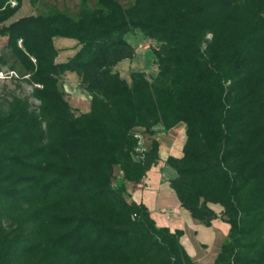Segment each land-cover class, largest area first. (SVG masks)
I'll use <instances>...</instances> for the list:
<instances>
[{"label":"trees","instance_id":"obj_1","mask_svg":"<svg viewBox=\"0 0 264 264\" xmlns=\"http://www.w3.org/2000/svg\"><path fill=\"white\" fill-rule=\"evenodd\" d=\"M91 2L7 25L23 0H0V72L33 88L0 105V264H198L184 230L127 197L161 163L159 142L141 149V137L181 123L183 155L167 159L179 205L229 223L214 264H264V0ZM135 32L154 43L151 80L116 70ZM57 38L79 47L66 62ZM66 74L88 112L65 99Z\"/></svg>","mask_w":264,"mask_h":264},{"label":"rangeland","instance_id":"obj_2","mask_svg":"<svg viewBox=\"0 0 264 264\" xmlns=\"http://www.w3.org/2000/svg\"><path fill=\"white\" fill-rule=\"evenodd\" d=\"M82 1L83 0H23L22 6L19 7L13 17L5 24H11L12 22L18 21L19 19L27 16L46 14L54 9L67 11L73 16H77L80 12ZM118 1L121 2V4H123L124 6H129L135 0ZM12 2L15 1L10 2L12 7L17 6V2L14 6L12 5ZM89 4L92 6L91 0H89ZM129 40L136 46L137 53L132 60H126L121 62L117 66L116 70L119 71L121 76L128 82H131L132 72H145L147 74L148 79L151 80L157 73V65L155 62L154 54L152 52L154 48V43L144 38L140 32L130 34ZM7 43L8 37L0 35V55L4 53ZM19 44L21 45V43ZM55 45L59 49V56L57 58V61L60 63L66 62L70 57L73 56V54H75V52H77L79 48L76 41L65 38L55 39ZM1 72H3V74H0V105L6 104V100H11L12 96L28 97L31 95L33 88L30 85L25 83L23 80H20L16 76L10 75L11 73L6 67L3 68ZM60 88L65 94V99L75 110L76 114L85 113L89 110L91 96L80 86V80L77 78L76 75L66 74L65 76H63L60 80ZM31 102H33L35 105L39 104L33 99L31 100ZM158 128H160L158 132H160V134H162L165 139L170 138V135L168 133H163L164 131L162 127ZM186 129V125L184 123H181L169 132L170 134L174 133V135L180 137L182 135V137L184 136L185 139ZM150 138L151 139H149V141L144 138L141 139V149H143V147L145 148L146 144L149 145L150 141L153 140L151 136ZM180 154L183 155V146L181 147ZM152 170L149 173H151ZM159 170L162 176L159 175V180H157V182H161V185L164 187V191L168 195L166 199L168 201H174L175 197V199L177 200L174 192L168 186L169 180L174 177L175 172L167 164V161L164 163L161 162L159 164ZM117 175L121 177L122 173H120L119 171L117 172ZM127 187L129 191V196H127L128 199H135L139 202L150 203V200L148 198L140 200L141 195H144V192L136 191L135 188L137 187L131 184H128ZM170 193H172L174 197ZM156 194L157 193H155V195ZM214 208L218 213L221 212L220 206L216 205L214 206ZM165 214H170L171 216H173L172 210H168V213ZM188 215L190 216V218L187 217V220L182 219V223L176 225L179 228H184L186 232V234L182 237V242L186 246V248H189L188 237H190L192 239L191 241L195 243L197 250L201 251V258L204 259L203 261L199 262L198 257L196 258L195 255V258H193L195 262H197L198 264H212L213 258L216 255V253L214 252H217L218 249L221 247L223 241L227 239L230 231V225L225 220H223L222 217H219L218 219L214 220L210 226H206L200 223L199 221L193 219L190 214ZM193 222L196 224H200L199 227L194 226Z\"/></svg>","mask_w":264,"mask_h":264},{"label":"crops","instance_id":"obj_3","mask_svg":"<svg viewBox=\"0 0 264 264\" xmlns=\"http://www.w3.org/2000/svg\"><path fill=\"white\" fill-rule=\"evenodd\" d=\"M89 110H90V107H89ZM159 129L160 128H157L156 134L151 136V137L153 139H156L160 144L161 162H163V163L166 162L170 156L181 157L182 156L180 154L181 147L184 146L183 144H185L186 138L184 139V136L182 137V135L180 137V136L174 135V133L170 134V132H163L164 134L168 133L170 135V138L165 139V137L162 136V134H160V132H158ZM163 140H164V142H163ZM167 141H168V144H167ZM159 175H161V174H160L159 165H158L157 167L153 168L151 173H148L147 177L143 180V182L140 185L136 186L137 188H135V189H136V191L144 192V195L143 194L141 195L140 200L147 199V198L150 200V203L146 202L144 204L149 208L153 219L157 222V224L159 226L169 227L172 231L184 230V228H179L176 225L179 223H182V221L184 219L187 220V217L190 218V216L188 215L189 213H187V211L179 205L178 201L175 199V197L172 193H170V194L174 197V201H168L166 199V197L168 195L164 191V187L161 185V182L160 183L157 182V180H159ZM160 180H161V178H160ZM155 193L158 194V195L156 194L157 197H156ZM133 200L138 202V203H143V202H139L135 199H133ZM164 210H172V211L177 210L178 213L177 214L173 213V216H171L170 214H165ZM199 225L200 224L194 223V226H196V227H199ZM184 232H185V230H184ZM185 234H186V232H185ZM188 238H189V242H188L189 248L188 247L186 248L187 251L189 252V254L193 258H195L194 256L196 255V258L198 257L199 262L203 261L204 259L201 258V255H202L201 251L200 250L198 251L196 246H195V243L191 241L192 239L190 237H188ZM224 242L225 241H223V243ZM222 244H221V246H222ZM220 249H221V247L218 249L217 252L216 251L214 252V253H216V255L213 258L212 264H214L215 259L218 255ZM197 251H198V253H197Z\"/></svg>","mask_w":264,"mask_h":264},{"label":"built area","instance_id":"obj_4","mask_svg":"<svg viewBox=\"0 0 264 264\" xmlns=\"http://www.w3.org/2000/svg\"><path fill=\"white\" fill-rule=\"evenodd\" d=\"M12 5L14 6V5H16V2H12ZM11 74L10 75H12V76H16L17 77V74L15 73V72H10ZM1 75L3 74V72H1L0 73ZM141 139H142V137H141ZM173 213H178V211L177 210H175V211H172ZM164 213H168V210H164Z\"/></svg>","mask_w":264,"mask_h":264}]
</instances>
